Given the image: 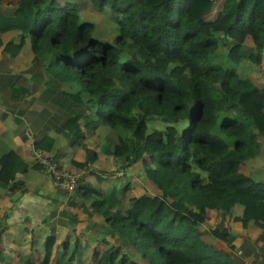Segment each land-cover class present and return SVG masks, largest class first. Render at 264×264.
Wrapping results in <instances>:
<instances>
[{"label": "trees", "instance_id": "16d2710c", "mask_svg": "<svg viewBox=\"0 0 264 264\" xmlns=\"http://www.w3.org/2000/svg\"><path fill=\"white\" fill-rule=\"evenodd\" d=\"M2 1L0 33L14 30L17 40L0 37V45L13 55L28 38L41 79L51 77L73 110L60 133L85 161L70 162L98 157L83 130L101 123L114 134L99 145L116 157L114 177L97 188L88 171L74 190L114 235L89 245L91 264H242L224 221L238 205L241 225H264V180L251 174L264 160V87L249 80L263 73L264 0ZM147 118L165 124L147 129ZM52 142L32 140L46 152ZM61 152L49 153L68 169ZM26 168L14 150L0 152V193L23 188ZM101 171L98 180L110 173ZM210 214L217 223L206 226ZM83 247L74 244L73 264L83 262ZM51 253L47 235L39 260L15 264H49Z\"/></svg>", "mask_w": 264, "mask_h": 264}, {"label": "crops", "instance_id": "0c3cea01", "mask_svg": "<svg viewBox=\"0 0 264 264\" xmlns=\"http://www.w3.org/2000/svg\"><path fill=\"white\" fill-rule=\"evenodd\" d=\"M16 1L3 0L1 5L13 6ZM213 1L220 5L223 0ZM0 37L4 42L6 40L15 42L17 34L14 30H8L0 33ZM23 47L22 44L15 54L9 55L3 44L0 45V77L4 75V69H8L7 73L12 74L8 82L10 85L21 83L24 79V84L30 83L26 62L13 64L16 59L22 60L20 52ZM259 66L263 70V73H260L263 80L249 79L256 84L264 81V52L261 54ZM21 73L22 79L14 77ZM255 76L257 75H254V79ZM42 93L44 91L36 94L31 87L15 96L2 94L0 91V152L12 149L27 164L26 171L18 175L23 181V188L17 189L10 196L0 193V254L4 259L1 264H15L24 257H29L33 261L39 260L42 254V241L47 235L52 244L49 264H73L74 244L84 246L81 250L80 259L83 261L81 264H91L89 245L96 242L97 238L104 237L108 240L106 237L108 235L104 232V221L92 211L88 200L81 198L75 191L54 187L49 174L41 166H36L31 156L32 140L47 134L53 136L49 152L65 149V152H61L60 160L66 168L70 170L80 168L70 162L71 158L80 162L85 161L81 146H66L60 128L44 127L46 120L37 117V107H40L39 102H42L38 99ZM112 134L106 125L99 124L83 130L82 142L87 147L94 148L98 156L93 162L87 161L84 164L87 165L85 172L89 171L86 179L95 187L104 182L108 183L107 177L110 175L114 177L113 173H107L104 177L106 179L102 180L95 176L101 170L107 172L114 166L116 157L111 158L99 152L100 143ZM258 177L264 180V173L258 174ZM239 212V206L235 205L234 213L224 221L233 236H230L233 243L232 251L242 260V264H264V225L253 226L250 221L246 225H241L239 219L234 218ZM109 236L114 235L109 232ZM242 251L245 254L241 255Z\"/></svg>", "mask_w": 264, "mask_h": 264}, {"label": "rangeland", "instance_id": "374dc122", "mask_svg": "<svg viewBox=\"0 0 264 264\" xmlns=\"http://www.w3.org/2000/svg\"><path fill=\"white\" fill-rule=\"evenodd\" d=\"M9 1H12V0H9ZM59 2L64 3V0H59ZM95 17L97 19L96 24H95L96 25V29H98V30L101 29V28L103 29L104 25H105V22H104L105 13H103L101 11ZM110 21L112 22V20H110ZM16 40H17V37H16ZM23 46L24 47H23V49L20 52V58L22 60L20 61V60L16 59V61L13 62V64L15 65V63L19 64V63H23L24 61L26 62L25 64L28 67L26 72L29 73V76H30L29 85L24 84L25 82L23 83V81L25 79L22 80L21 83H18L16 85L8 84L10 78L12 77L11 76L12 74L11 75L8 74L7 72L9 70L5 68L4 69V71H5L4 75L0 77V91L2 92V94H8V95H11V96H15L18 93L21 94L23 91L28 90V88L30 89V87L32 88V91L35 92L36 94L41 92V91H44V93H42L41 96L38 99V101H42V102H39L41 105H40V107H37L38 111H36V115H37L38 118L46 120V122L44 124V127L48 126V127H51V128H55V127H59L60 128L61 127V123L64 120V118H66L68 115H70L71 111H73V110L70 109V107H69L70 105H68V103H67L68 101H67L65 96L63 97L62 95H59L58 93L56 94V91L52 88L54 82H53L51 77L47 79V82L43 81L47 77H44L43 79H41L42 74L39 73V70H40V67H41V64H42V62H41L42 59L38 55H36L33 52H31V50L29 48L28 38L24 39ZM260 68H262V67H260ZM240 74L248 76L250 78V76L248 74H242L241 72H240ZM255 74L257 76H255V79L252 78L253 81H255V80H263L261 78L262 74L257 73V72H255ZM14 77L15 78L20 77L22 79L23 78V73H21L19 75H16ZM258 84L263 86L264 85V81L261 82V83L258 82L257 85ZM10 87H12V89H8ZM93 123L94 122H92V124ZM144 123H145L147 129H151V128H159V129H161V128H163V126L165 124L164 122H162V121H160L159 119H156V118H147V119L144 120ZM185 124H186V121H179V122L174 123V125H176L177 129H180ZM99 125H102V124L99 123ZM258 140L259 141H264V137L263 136H258ZM260 153L264 155V149H262L260 151ZM107 160H109V157H107ZM111 167H113V166H111ZM256 167H258V169L254 173H251V174H253L255 177H258V174L264 173V160H262L259 164H257ZM109 169L111 170V168H109ZM110 170H108V171H110ZM110 174H111V171H110ZM113 174H114V172H113ZM103 176H106V175H103ZM144 184L148 188H150V185L148 183H144ZM106 185H107V183L104 182V183L100 184L97 188H103ZM137 190L138 189H134L133 192H136ZM130 192L131 191H129L128 194ZM150 192H153V190H150ZM216 219H217V216H215L213 214H210L209 222H207L206 226L208 224L209 225H214L215 223H217ZM203 226H205V225L203 224ZM106 237L108 239L111 238V236H109V237L106 236ZM132 256H134V254Z\"/></svg>", "mask_w": 264, "mask_h": 264}, {"label": "built area", "instance_id": "2783aa9c", "mask_svg": "<svg viewBox=\"0 0 264 264\" xmlns=\"http://www.w3.org/2000/svg\"><path fill=\"white\" fill-rule=\"evenodd\" d=\"M31 156L44 171H46L54 187L62 188L66 191H74L79 182L80 176L87 170V165L70 170L58 165L52 154L30 145Z\"/></svg>", "mask_w": 264, "mask_h": 264}, {"label": "water", "instance_id": "95a60500", "mask_svg": "<svg viewBox=\"0 0 264 264\" xmlns=\"http://www.w3.org/2000/svg\"><path fill=\"white\" fill-rule=\"evenodd\" d=\"M220 35H222L221 33H220ZM227 38H229V35H225ZM230 42L232 43L233 42V39H230Z\"/></svg>", "mask_w": 264, "mask_h": 264}]
</instances>
